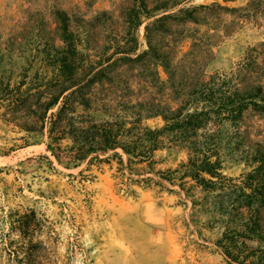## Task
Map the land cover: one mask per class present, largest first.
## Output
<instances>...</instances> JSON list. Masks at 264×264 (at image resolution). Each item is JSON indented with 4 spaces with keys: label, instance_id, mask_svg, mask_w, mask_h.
I'll return each mask as SVG.
<instances>
[{
    "label": "rangeland",
    "instance_id": "374dc122",
    "mask_svg": "<svg viewBox=\"0 0 264 264\" xmlns=\"http://www.w3.org/2000/svg\"><path fill=\"white\" fill-rule=\"evenodd\" d=\"M136 16L135 54L147 56L107 72L78 112L128 129L141 115L154 130L166 123L155 110L181 105L185 116L243 100L238 120L212 117L197 132L215 146L220 177L202 175L215 185L191 178L188 151L168 143L149 163L119 148L75 163L47 149L62 97L44 119L41 105L68 85L70 48L95 69ZM203 88L211 101L195 104ZM255 104L264 105V0H0V264H17L12 251L31 244L38 264H264V112ZM95 156L102 161L88 164ZM30 212L39 224L13 228Z\"/></svg>",
    "mask_w": 264,
    "mask_h": 264
},
{
    "label": "trees",
    "instance_id": "16d2710c",
    "mask_svg": "<svg viewBox=\"0 0 264 264\" xmlns=\"http://www.w3.org/2000/svg\"><path fill=\"white\" fill-rule=\"evenodd\" d=\"M167 18L169 17L162 16L155 20V23ZM139 25L140 21L137 19V16L135 20H130L129 30L126 34L127 38L123 39L125 41L124 45L116 46L115 52L112 55H108L106 52L101 54L99 61L95 62V69L91 65L84 69L80 67L75 48H70V67L68 70V79L66 80L68 81V85L61 89L59 97L56 100L41 105L44 107L45 113L39 118L44 119L46 118V113L55 107L58 104L59 98L62 97L57 111L48 117L49 126L47 137L50 143L47 149L58 160L64 159L68 162L75 163L86 160L92 154L97 155L119 148L124 155L128 156L129 162L149 163L152 161L154 153L163 149L168 143L171 146L188 151L187 173L191 178L197 180V183L203 186L215 185L216 183L205 180L202 176L205 174L211 178L220 177V161L218 158L214 162L211 160L213 157L212 151L215 146L213 145L211 147L209 143H199L197 140L201 136L197 135V132L206 129L212 117H215L214 122L228 119L233 122L238 120L241 112L250 105L245 104L243 100L242 102H234L235 104L227 108L225 104L217 105L216 109L214 108L215 104H212L213 106L197 107L192 114H186L185 116L182 114L184 109L181 105L177 108L169 107L163 112L155 110L151 112V115H161L166 123L162 128L154 130L141 126L143 117L141 115H138V119L134 122V127L128 129L124 128V126H116L109 123L97 125L93 120H87L83 114L78 112L79 107L82 108L83 112L89 110L90 98L88 89L93 84L106 80L107 72L125 63L140 62L144 56H147L146 54L148 53L146 52H143L141 55L135 54L137 42L131 32L133 28ZM151 26L152 24L146 26V33ZM62 32L64 41H69L70 35L67 34L65 27L62 29ZM117 54L125 55L115 58ZM132 55L136 56L132 57ZM153 55L155 56L156 54L153 53ZM155 58L158 60L156 56ZM167 68V66H164L165 72L169 73ZM96 69L98 70L95 71ZM80 75L84 77H79ZM208 93H211V90L206 88L195 92L193 95L199 94V96L197 95L198 97L194 98L193 102L195 104L209 103L211 98ZM260 94L261 90L258 88L255 91L254 97H258ZM253 108L264 112V105L255 104ZM221 110L227 112V114L225 116L222 115L220 113ZM203 136V141L207 142L210 140L211 135L207 134L206 136L205 134ZM63 139L70 141V145L65 146L64 149L60 146V142ZM92 160L102 161L95 156L88 164H91ZM256 221L257 219H254L252 225L256 226ZM39 223L40 220L36 218L33 212L24 214L23 216L15 215L12 221L13 228L22 231H28L30 226H36ZM249 231H253V229L251 228ZM248 234L254 235V232H249ZM37 247L38 244H31L29 247L30 251L24 252L22 256H18V252L15 250L12 251V255L15 256L17 264H36V258L33 257L32 252ZM227 254L231 257L230 252H227ZM232 258L237 259L235 256Z\"/></svg>",
    "mask_w": 264,
    "mask_h": 264
}]
</instances>
